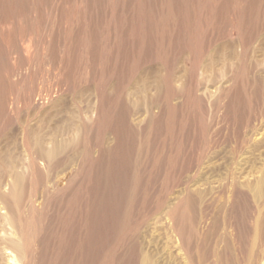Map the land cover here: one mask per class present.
Listing matches in <instances>:
<instances>
[{
    "label": "rangeland",
    "instance_id": "rangeland-1",
    "mask_svg": "<svg viewBox=\"0 0 264 264\" xmlns=\"http://www.w3.org/2000/svg\"><path fill=\"white\" fill-rule=\"evenodd\" d=\"M0 69V264H264V0H0Z\"/></svg>",
    "mask_w": 264,
    "mask_h": 264
},
{
    "label": "bare ground",
    "instance_id": "bare-ground-1",
    "mask_svg": "<svg viewBox=\"0 0 264 264\" xmlns=\"http://www.w3.org/2000/svg\"><path fill=\"white\" fill-rule=\"evenodd\" d=\"M172 52H173V50H172ZM30 53V52H29ZM18 55V54H17ZM171 56H172V54H171ZM254 60H256V59H254ZM19 62V61H18ZM51 62V61H50ZM167 62V61H166ZM170 63V62H169ZM58 66H60V65H58ZM87 68V67H86ZM13 69V68H12ZM1 70V69H0ZM229 72V71H228ZM248 73V72H247ZM241 75V74H240ZM68 79V78H67ZM66 80V79H65ZM20 81V80H19ZM63 81H64V79H63ZM71 81V80H70ZM30 84V83H29ZM68 84V83H67ZM28 85V84H27ZM60 85V84H59ZM71 85V84H70ZM61 86V85H60ZM94 89V88H93ZM57 90V89H56ZM95 90V89H94ZM31 94V93H30ZM52 94V93H51ZM23 95V94H22ZM62 95V94H61ZM110 95V94H109ZM6 96V95H5ZM64 96V95H63ZM74 96V95H73ZM23 97V96H22ZM65 97V96H64ZM14 98V97H13ZM12 98V99H13ZM41 98V97H40ZM59 98H61V97H59ZM103 98V97H102ZM101 98V99H102ZM49 99V98H48ZM62 99V98H61ZM67 99V98H66ZM34 100V99H33ZM47 100V99H46ZM57 100H59V99H57ZM54 101V100H53ZM64 102H65V100H63ZM67 101V100H66ZM29 102V101H28ZM38 102H40V101H38ZM59 102H60V100H59ZM69 102V101H68ZM102 102V101H101ZM157 102H159V101H157ZM43 103V102H42ZM56 103V102H55ZM54 103V104H55ZM66 103V102H65ZM37 104V103H36ZM57 104L58 103H56L55 105L57 106ZM30 105V104H29ZM61 105V104H60ZM60 105H58V107L60 106ZM163 105V104H162ZM64 107V106H63ZM62 107V108H63ZM37 108V107H36ZM42 109V108H41ZM42 111V110H41ZM57 111H59V110H57ZM56 111V112H57ZM61 111V110H60ZM60 111L59 112H57V113H60ZM16 112V111H15ZM56 113V114H57ZM63 113V112H62ZM100 113V112H99ZM50 114V113H49ZM154 114V113H153ZM45 116V115H44ZM51 116H54V114L53 115H51ZM11 118V117H10ZM43 120V119H42ZM41 120V121H42ZM66 120V119H65ZM41 121H39V123L41 122ZM47 121V120H46ZM60 121V120H59ZM152 121H153V119H152ZM43 122H45V121H43ZM42 122V123H43ZM48 122V121H47ZM6 123V122H5ZM46 123V122H45ZM44 123V124H45ZM52 123V122H51ZM65 123V122H64ZM63 123V124H64ZM71 123V122H70ZM95 123V122H94ZM46 125V124H45ZM50 125V124H49ZM15 126V125H14ZM33 126H35V125H33ZM55 126V125H54ZM81 126V125H80ZM150 126V125H149ZM252 126V125H251ZM41 127L42 126H40V124H39V126L38 127H36V130H39V129H41ZM53 127V126H52ZM25 127H22L20 130H18L19 131V133L18 134H21V141L23 142V141H27L28 139H30V138H35V140H37L38 142H37V147H40V148H43L44 149V147H43V144H45V142H47V141H45L44 142V139H45V137H43V136H41V135H39L40 134V130L38 131L39 132V134H36L37 133V131H35V129L34 128H30V129H24ZM50 128H51V125H50ZM55 128V127H54ZM82 128V127H81ZM85 128V127H84ZM147 128H149V127H147ZM0 129H2V128H0ZM53 129V128H52ZM80 129V128H79ZM83 130V129H82ZM81 130V131H82ZM51 131V130H50ZM50 131H48V133L50 132ZM54 130H52L51 132H52V134L54 133L55 134V132H53ZM7 132H9V131H7ZM44 132V131H43ZM68 132V131H67ZM74 132V131H73ZM149 132V131H148ZM11 133H12V131H11ZM47 133V134H48ZM83 133V132H82ZM263 133V132H262ZM44 134V133H43ZM57 134V133H56ZM4 135H6V134H4ZM11 135V134H10ZM10 135H8V136H10ZM17 134H14V135H12L13 136V139H14V136H16ZM28 135L30 136V138L28 137ZM66 135V134H65ZM1 136H3V133L1 132V130H0V137ZM47 136V135H46ZM51 136H53V135H51ZM71 136V135H70ZM84 137V136H83ZM6 138V137H5ZM12 138V137H11ZM42 138V139H41ZM75 138V137H74ZM76 138H78V137H76ZM54 139H55V135H54ZM31 140V139H30ZM40 140V141H39ZM48 140V139H47ZM50 140H52L51 138H50ZM49 140V141H50ZM20 141V142H21ZM34 140H32V142H33ZM62 141H63V139H62ZM245 141V140H244ZM3 142V141H2ZM35 142V141H34ZM51 143L53 142V141H50ZM49 142V143H50ZM67 142V141H66ZM73 142V141H72ZM260 142V141H259ZM11 143V142H10ZM30 143H31V141H30ZM32 145H35L36 146V144H34V143H31ZM30 144V145H31ZM52 144H54V143H52ZM1 145V144H0ZM22 145V144H21ZM25 145H27V144H25ZM259 145V144H258ZM261 145H262V143H261ZM50 146H51V144H50ZM33 147V146H32ZM32 147H30V148H32ZM72 147H73V145H72ZM86 147V146H85ZM5 148H7L6 146L4 147L3 145L2 146H0V157L2 156V153L4 152V149ZM34 148V147H33ZM39 148V149H40ZM50 148V147H49ZM52 148V147H51ZM68 148V147H67ZM258 148V147H257ZM43 149H40V150H43ZM256 149V148H255ZM6 150V149H5ZM50 150V149H49ZM52 150H53V148H52ZM35 151V150H34ZM48 151V150H47ZM54 151V150H53ZM53 151H52V154H53ZM64 151V150H63ZM75 151V150H74ZM7 152H9V151H7ZM39 152V151H38ZM5 153H6V151H5ZM4 153V154H5ZM43 153V152H42ZM33 154V153H32ZM41 155V154H40ZM39 155V156H40ZM49 155V154H48ZM259 156V155H258ZM4 158H6V157H4ZM1 159V162H5L6 163V161H3L2 159V157L0 158ZM73 159V158H72ZM7 160V159H6ZM11 160V159H10ZM30 160V159H29ZM31 161H35V160H33V157H32V159H31ZM9 162V161H8ZM29 162V161H28ZM33 163V162H32ZM58 163H59V161H58ZM7 164V163H6ZM32 165V164H31ZM28 166V165H27ZM54 166V165H53ZM52 166V167H53ZM261 169V170H260ZM258 170H260V171H258ZM263 171H264V169H263ZM262 171V168L261 167H258V169H257V171H256V173H264ZM25 173V172H24ZM31 174H32V171H31ZM24 175V174H23ZM26 175V174H25ZM28 175V174H27ZM34 175V174H33ZM262 175V174H261ZM261 175L259 174L258 176H256L255 177V187H254V193H255V195L256 196H258V197H261V199L264 201V175L261 177ZM27 177V176H26ZM39 179H41V177L39 178ZM13 183H15V182H13ZM250 183H252V182H250ZM254 184H252V185H254ZM14 185H16V184H14ZM24 185V184H23ZM13 187V186H12ZM14 188V187H13ZM13 190H15V189H13ZM182 193V192H181ZM15 194V192L13 193V195ZM17 195V194H16ZM16 195H14L13 197H15ZM21 197V196H20ZM16 198H17V196H16ZM15 198V199H16ZM24 198V197H23ZM14 199V200H15ZM179 202V201H178ZM263 212V211H262ZM14 213V212H13ZM177 218V217H176ZM176 221V220H175ZM175 225H177V224H175ZM262 225V224H261ZM179 237V236H178ZM264 241V240H263ZM260 245V244H259ZM257 246V245H256ZM255 257V256H254ZM253 259V258H252ZM254 261V260H253ZM263 261V260H262Z\"/></svg>",
    "mask_w": 264,
    "mask_h": 264
}]
</instances>
